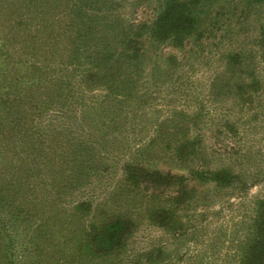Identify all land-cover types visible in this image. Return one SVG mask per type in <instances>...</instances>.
<instances>
[{"label": "rangeland", "instance_id": "1", "mask_svg": "<svg viewBox=\"0 0 264 264\" xmlns=\"http://www.w3.org/2000/svg\"><path fill=\"white\" fill-rule=\"evenodd\" d=\"M35 1L36 7L29 9L31 0H0L1 37L5 36L4 30L9 22L22 21V16L26 23L32 20L41 23L36 15L37 6L47 0ZM49 1L64 7L66 12L75 0ZM112 1L83 0L84 6L71 12L89 23L88 51L91 46L102 44L106 39L103 40L104 37L121 30L122 39L125 34H140L136 42L143 49H150L153 44L148 52L149 58L153 60L158 54L160 63L168 65L170 71L174 66L181 65L166 85L159 81L164 77L158 79L159 83H152L149 76L144 78L137 75L135 80L139 82L130 87L125 83L124 92H131L132 88L140 89L142 106L151 103L144 108L150 118H163L175 108L184 113L179 121L188 129V141L193 144L200 140L199 156L207 158L204 161L206 168L231 170L237 177L240 175L241 183L236 179L221 185L214 181L206 183L200 179L199 173L194 181L186 180L192 170L176 167L168 151L176 141L161 142L160 153L152 156L149 152L146 157L140 156L139 162H142L145 172L153 170L154 163V169L164 173L172 170L171 176L184 177L181 178L184 189L178 194L173 188L160 199H149L153 191H144L145 182L138 183V188L126 179L124 164L137 163L131 159L134 150L129 152V142L126 143L127 134L124 132L125 139L120 137L107 144V149L114 152L109 157L102 140L92 153L89 175L86 173L77 183L63 179L57 185L58 177L55 186L42 172L37 171L35 183L41 182L36 185L38 189L35 191L26 186L22 177L19 178V189L6 190L0 186V264H4L8 258H13L16 264H244L242 260L249 253L247 243L262 235L256 231V225L264 224V217L259 218V214L264 212L261 204L264 198V62L257 67L256 75L259 76H256L253 70L258 58L249 57L245 72L240 75L232 65L227 67L228 63L220 60L225 47L218 44V39L207 41L206 48L199 47L202 44L195 37L178 38V43L159 39L157 33L161 28L156 30L158 24L155 22L163 10L164 0H115L109 7L104 4ZM122 1L126 3L119 6ZM19 2L20 12L16 9ZM243 5L238 4L237 14ZM212 8H219V3L212 4ZM246 17V25L240 29V24H235L237 16L230 21L241 36L228 44L227 48L243 46L246 44L245 38H248L247 43L253 41L260 23L264 21V5L254 3L247 6ZM26 23L23 26L30 28ZM37 26H33L31 31L41 29ZM108 26L112 27L107 30ZM26 31L23 29V33ZM1 37L0 42L3 41ZM29 43L24 40L22 46ZM151 64L146 71H150ZM73 73H76L74 69ZM119 86H122L121 82ZM92 92L86 98L89 104L94 99L102 101L108 95L102 88ZM121 95L123 93L116 94V98ZM126 100V103H118L122 110L132 112L130 110L137 108L130 98ZM87 111V117L92 118V122L94 114L89 109ZM52 117L56 123L63 118L56 113ZM152 126L148 124L147 131L137 135L136 140L147 136ZM66 133H63V141ZM129 138L132 139V136ZM118 150L124 153L117 154ZM83 158L82 155H73L69 161L77 162ZM195 163L196 160L191 168L196 170L200 163ZM1 182L4 181L0 179ZM192 187L195 191L189 192ZM45 188L50 191L48 201L41 205L32 203L33 199H39L40 191ZM140 193L142 198L138 199L137 194ZM6 195L14 196L16 201L8 203ZM169 195L177 201L182 197L185 203L182 201L179 205H184L178 211L181 217L173 220L176 223H171L172 227L168 228L170 224H161L159 212H153V218L149 215L153 208L175 207L174 203H170ZM22 201L29 209L27 213L19 211L23 209ZM199 210L204 213L203 216L193 214V211ZM18 213L27 219H17ZM118 216L127 218L131 224L129 229L116 250L99 253L92 245V235L99 232L108 220ZM2 232L8 236L5 237Z\"/></svg>", "mask_w": 264, "mask_h": 264}, {"label": "trees", "instance_id": "2", "mask_svg": "<svg viewBox=\"0 0 264 264\" xmlns=\"http://www.w3.org/2000/svg\"><path fill=\"white\" fill-rule=\"evenodd\" d=\"M35 2L31 0L29 9L36 7ZM238 2L244 3L239 14H237ZM113 3L115 0L104 4L109 7ZM124 3L126 1L119 2L118 5L123 6ZM218 3L219 8L213 9L212 4ZM254 3L264 5V0H164L163 10L158 14L155 22L158 24L156 30L161 28L157 33L158 38L178 43V38L184 40L186 37L187 39L195 37L202 44L199 46L202 48L207 47V41L218 39V44L225 47L220 60L227 62V67L232 65L241 75L245 72L249 57H257L253 70L256 75L257 67L264 62V21L260 23L253 41L247 43L248 38H245L246 44L243 46L227 48L228 44L237 41L241 36L237 30L246 25L247 6ZM81 6H84L83 0H75L67 7L66 13L64 7L52 4L49 0L44 1L37 6L36 15L41 19V23H36L35 20L26 23L22 16L20 18L22 21L7 23L5 36H0L3 38L0 42L2 43L0 44L2 65L0 66V179L4 181L0 186L6 190L19 189L21 187L19 178L22 177L26 186L35 191L38 189L36 185L41 182L35 183L37 171L42 172L44 177L52 181L55 186L58 177L60 179L57 185L61 184L63 179L74 180L77 183L86 173L87 176L89 175L92 153L102 140L104 142L102 144H105L107 149V144H112L120 137L125 139L124 132L127 134L126 143L129 142V152L134 150V157L131 159L137 163L124 164L126 179L138 188V183L145 182L144 191L149 192L151 189L153 191L149 194V199H160L167 190L173 188L178 194L184 189L182 183L184 180L181 179L184 177L181 175V178H178L171 176L172 170L166 171L165 174L154 169L153 162V170L145 172L142 162H139L140 156L146 157L149 152L152 156L160 153L161 142L176 141L170 147L167 144L168 151L171 159L176 162L174 164L176 167L192 170L186 176V180L194 181L199 177L196 175L199 173L200 179L206 183L214 181L221 185L235 179L236 182L241 183L240 175L237 177L231 170L223 167L211 170L206 168L204 161L207 158L204 159L203 155L199 156L200 140L193 144L188 141V129L186 130L179 121L181 114L185 115L184 113L176 111L175 108L163 118L162 116L150 118L145 114L144 108L151 103L142 106L141 90L132 88L131 92H124L125 83L130 87L139 82L135 80L137 75L144 78L149 76L152 83H159L158 79L164 77L159 81L166 85L181 65L174 66L170 71L168 65L160 63L158 54L153 60L149 58L148 52L153 44L150 45V49L147 47L143 49L136 42L140 34L137 36L133 33L125 34L122 39L121 30L104 37L103 40L106 39L102 44L90 45L91 49L88 51L89 23L71 13ZM16 9L20 12V2ZM235 16H237L235 24H240L238 29L230 23ZM80 22L85 23L86 26L84 27ZM24 23L29 24L30 28L23 26ZM35 25L41 28L37 32L31 31ZM111 27L108 26L106 29L109 30ZM23 29L28 31L23 33ZM20 32L23 34L19 35ZM7 40H9L8 46ZM24 40L30 42L28 46H22ZM150 62H152L151 69L146 71ZM169 63L172 64V60ZM73 69L76 73H73ZM120 82L122 86H119ZM101 88L110 95L111 99L107 95L102 101L94 99L89 104L86 101L88 94L93 93L94 89ZM120 93L123 95L116 98V94ZM126 98L137 104L136 109L134 107L130 110L132 112L120 108L122 106L119 104L126 103ZM108 100L110 102H107ZM87 109L94 114L92 122H90L92 118L87 117ZM77 110L84 112L79 114ZM55 113L58 117L63 116L61 121L57 120V123L52 117ZM99 113L102 114L98 115ZM148 124L153 125L152 131L137 141L136 136L147 131ZM65 131H67L66 139L63 141L62 136ZM130 135L132 139L129 138ZM105 152L108 157L114 155L113 150L107 149ZM121 153L124 152L118 150L117 154ZM73 155H82L84 158L78 159L77 162L69 161ZM195 160V164L200 163V166H196V170L191 168L194 167L191 164H194ZM58 162L60 165H57ZM161 185L165 190L160 188ZM194 189L192 187L189 192L195 191ZM49 192L46 188L41 190L39 199H33L32 203H37L35 205L46 203ZM141 194H137L138 199L142 198ZM168 197L175 207L153 208L149 217H152L153 212H159V216H162L161 224L166 226L170 224L169 228L171 223H176L173 220L181 217L178 211L184 208V205L179 206L184 199L181 197L177 201L171 195ZM6 200L13 204L16 198L6 195ZM262 200L261 204L264 207V198ZM21 205L24 210L19 211L27 213L29 209L25 208L23 201ZM195 209L197 210L196 207ZM194 213L199 216L204 215L201 210L193 211ZM21 215L19 214L17 219H27L25 215ZM262 217L264 212L259 214V218ZM129 225L131 224L128 223L127 218L119 216L108 220L99 232L92 235V245L99 253L116 250ZM256 231L262 235L247 243L249 253L246 254V259L242 260L244 264H264V224H257ZM2 234L8 236L5 232ZM8 244L9 240L6 246ZM16 262L13 258H8L4 264H16Z\"/></svg>", "mask_w": 264, "mask_h": 264}]
</instances>
